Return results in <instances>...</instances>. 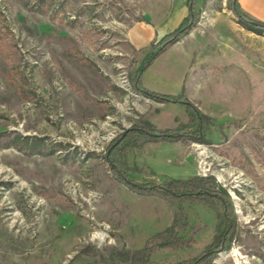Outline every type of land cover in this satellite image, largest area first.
Masks as SVG:
<instances>
[{"label":"rangeland","instance_id":"rangeland-1","mask_svg":"<svg viewBox=\"0 0 264 264\" xmlns=\"http://www.w3.org/2000/svg\"><path fill=\"white\" fill-rule=\"evenodd\" d=\"M169 7L0 0V264H137L146 247L148 264H181L212 243L214 211L136 194L107 158L133 128L180 130L188 121L183 106L147 98L135 81L150 45L179 26L146 49L126 40L134 24ZM194 11L187 40L154 60L141 87L184 97L208 118L205 128L175 143L126 148L123 160L137 172L129 182L211 179L235 222L210 264H264V32L240 24L227 0H195ZM179 208L187 246L172 248L154 237Z\"/></svg>","mask_w":264,"mask_h":264},{"label":"trees","instance_id":"trees-1","mask_svg":"<svg viewBox=\"0 0 264 264\" xmlns=\"http://www.w3.org/2000/svg\"><path fill=\"white\" fill-rule=\"evenodd\" d=\"M230 10L237 18V21L249 31L255 33L264 32V22L257 21L247 16L241 9L238 0H227ZM188 15L182 20L179 27L172 33L166 35L160 42L152 44L149 47V55L146 58L142 69L136 76V89L147 98L159 100L166 104L183 106L188 115V121L180 130H159L151 125L145 124L143 129L133 128L125 133L121 140L115 143L109 150L108 162L111 170L117 178L124 183L130 190L139 195L153 196L165 200L168 204L174 206L175 202L190 203L192 201L209 208L216 214L215 230L216 234L212 243L204 249L200 257L191 262L181 264H210L214 253L222 248H227L230 238L233 235V226L235 217L232 207L224 190L219 189L213 184L211 179L193 177L186 180H175L166 178L160 186H140L129 182L128 175L137 174L135 169H129L123 160L126 148L137 149L146 143L170 142L175 143L186 137L183 133L188 130H195V133L201 136L204 130L205 121L208 119L196 113L194 107L185 101L182 96H164L150 93L142 89L141 77L143 72L154 62V60L163 54L169 47L179 42L194 26L198 19V14L194 11L195 0H187ZM190 138V137H189ZM194 138V137H193ZM220 206L219 211L217 206ZM188 229V219L182 209H177L173 216L171 227L154 238L163 245L172 248H183L187 243L178 235L177 231H186ZM195 232V229H193ZM153 247H146L137 251L134 256H139L137 264H148L147 257ZM141 258L143 260H141Z\"/></svg>","mask_w":264,"mask_h":264},{"label":"crops","instance_id":"crops-1","mask_svg":"<svg viewBox=\"0 0 264 264\" xmlns=\"http://www.w3.org/2000/svg\"><path fill=\"white\" fill-rule=\"evenodd\" d=\"M238 1L244 13L264 22V0H246L249 3L246 7L241 0ZM186 2L187 0H170V7L166 13H151L150 20L134 24L126 33L128 43L136 50L146 49L150 44L174 31L188 15ZM187 38L188 36L172 47L182 44Z\"/></svg>","mask_w":264,"mask_h":264}]
</instances>
